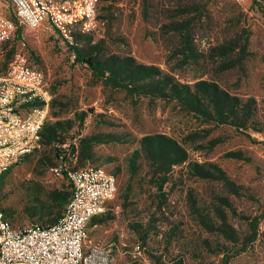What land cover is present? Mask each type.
<instances>
[{
    "label": "rangeland",
    "instance_id": "1",
    "mask_svg": "<svg viewBox=\"0 0 264 264\" xmlns=\"http://www.w3.org/2000/svg\"><path fill=\"white\" fill-rule=\"evenodd\" d=\"M0 14L15 28L5 63L24 56L51 95L52 141L42 133L0 183L13 228L59 220L70 189L56 170L103 168L117 178L119 209L92 220L88 238L113 264H222L244 249L254 219L255 241L228 264H264V1L97 0L95 32L66 38L47 24L27 29L6 0ZM69 45L152 76L127 82L130 92L114 88L76 64ZM199 83L237 99L232 125L205 120L169 91L201 97ZM159 143L161 154L149 153Z\"/></svg>",
    "mask_w": 264,
    "mask_h": 264
},
{
    "label": "built area",
    "instance_id": "2",
    "mask_svg": "<svg viewBox=\"0 0 264 264\" xmlns=\"http://www.w3.org/2000/svg\"><path fill=\"white\" fill-rule=\"evenodd\" d=\"M6 1L30 30L47 24L66 38L72 29L89 34L98 27L97 0ZM14 34V24L0 14V178L37 146L51 101L40 69L19 53L5 63L3 47ZM66 178L71 197L52 226L15 229L0 205V264H113L111 250L90 240L88 227L99 216L117 213L116 178L103 168L87 167L67 171Z\"/></svg>",
    "mask_w": 264,
    "mask_h": 264
},
{
    "label": "trees",
    "instance_id": "3",
    "mask_svg": "<svg viewBox=\"0 0 264 264\" xmlns=\"http://www.w3.org/2000/svg\"><path fill=\"white\" fill-rule=\"evenodd\" d=\"M256 1L257 0H253V2H256ZM260 1L262 2L264 0H260ZM66 41H67V39H66ZM68 47H69V50L71 51V53L73 54L74 62L76 64L87 66V68L91 71L93 76L101 78L102 80H104V82L106 84H109V85L113 86L114 88H124L130 92L131 90L126 85L127 82L134 83L136 77L140 74L142 76H146L148 78L150 76H152L153 71L151 69H150V71H144L143 67H141L139 65H136L135 69L133 71H128V69H127L128 63L126 60H123V61L118 60L119 64L114 66L113 61H111L110 63L102 62V61H99L98 59L92 57V55H90L87 51L79 49L76 46L69 45ZM10 58L11 57H9V59ZM197 86L203 87L202 90H201V88H199V90L202 91L201 97H198V95H196V94H192L190 92V90H187L188 87H185V86L182 87L183 88L182 92H179L177 90L176 86L171 87V89L169 91L171 92V94H173L172 95L173 98H175L181 106L185 107L187 110H189L191 112H195L197 114H200L201 116H203V118L205 120L215 121L221 125H224V124L232 125V118H234V116H235L234 115L235 109H237L239 106L237 99L231 97L226 92L222 91L217 86L212 85V84L205 85L204 83H199ZM163 94H166V93H163ZM181 95H183V97H181ZM235 126L237 128H245L246 127V121L242 119V121L239 123V125H235ZM42 133L47 134L48 139L50 141H52L53 131L51 129H47L44 125L42 132H41V135H42ZM155 139H158V138H155ZM93 142H94V140L92 139L90 141V144L91 145L94 144ZM90 147L91 146H88L87 150H89ZM161 148H162V144L159 143L156 151L151 149V150H149V153H152L155 155V152H156L159 155L162 152ZM168 148L171 151V153L173 154L177 150V145L172 141H168ZM84 152L87 153L85 150H84ZM60 154L63 155L62 153H59V151H58L57 152L58 158H59ZM175 162H178V161H175ZM174 164H176V163H173V165ZM72 169H76V168H72ZM131 169L134 172V170H135L134 164L131 165ZM69 170H71V169H64V170L61 169V172L65 178H66V172ZM7 173L8 172H6L5 174H3L1 176L0 183L4 179V177L6 176ZM66 180H67V178H66ZM116 181H117V178H116ZM117 186H118V181H117ZM69 189H70V197H71L70 184H69ZM118 190H119V187H118ZM117 195H118V192H117ZM68 196H69V193L65 198L62 197L60 199V202L66 205V203L70 199V197L68 198ZM107 215L111 216L112 214L108 213L106 215H102L99 217H103V216H107ZM99 217H97V218H99ZM257 231H258V223H257V220L254 219L250 223V232L251 233H250V236L248 237V242L245 244L244 249H241L238 253H236V255L240 254V252H244L246 246L255 241L256 236H257ZM236 255L225 256V258L222 260V264H228L229 260Z\"/></svg>",
    "mask_w": 264,
    "mask_h": 264
}]
</instances>
